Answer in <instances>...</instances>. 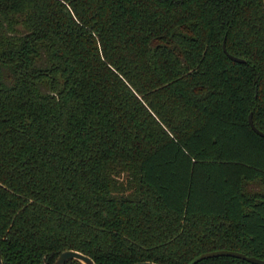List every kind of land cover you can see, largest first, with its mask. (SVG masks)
Instances as JSON below:
<instances>
[{"label": "trees", "instance_id": "trees-1", "mask_svg": "<svg viewBox=\"0 0 264 264\" xmlns=\"http://www.w3.org/2000/svg\"><path fill=\"white\" fill-rule=\"evenodd\" d=\"M250 114L264 0H0L2 264L264 261Z\"/></svg>", "mask_w": 264, "mask_h": 264}, {"label": "water", "instance_id": "water-1", "mask_svg": "<svg viewBox=\"0 0 264 264\" xmlns=\"http://www.w3.org/2000/svg\"><path fill=\"white\" fill-rule=\"evenodd\" d=\"M222 52L224 55L233 63L237 64H245V61L242 59H239L237 57L231 56L228 54L226 47H225V40L222 43ZM248 125L251 129V131L257 135L258 137L264 139V133L260 132L253 124L252 121V115L250 114L248 116ZM220 257H227V258H234L241 261H245L249 264H264L263 260L256 259L254 257H248L244 254L233 252V251H214L209 253H204L199 255L198 257L191 260L188 264H198L199 262H202L204 260L213 259V258H220ZM70 261H77L80 264H95L89 257L75 252V251H64L61 252L56 259L54 260L53 264H67ZM0 264H2V260L0 258ZM136 264H154V263H136Z\"/></svg>", "mask_w": 264, "mask_h": 264}]
</instances>
